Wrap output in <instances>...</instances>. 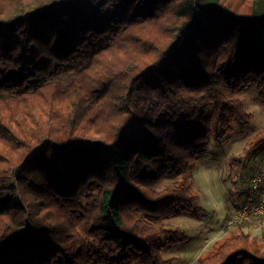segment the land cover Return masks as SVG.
<instances>
[{
  "label": "trees",
  "instance_id": "16d2710c",
  "mask_svg": "<svg viewBox=\"0 0 264 264\" xmlns=\"http://www.w3.org/2000/svg\"><path fill=\"white\" fill-rule=\"evenodd\" d=\"M251 84L264 0H0V264H171L167 221L203 210L190 167ZM263 143L229 159L246 197ZM234 226L196 264H264Z\"/></svg>",
  "mask_w": 264,
  "mask_h": 264
},
{
  "label": "rangeland",
  "instance_id": "374dc122",
  "mask_svg": "<svg viewBox=\"0 0 264 264\" xmlns=\"http://www.w3.org/2000/svg\"><path fill=\"white\" fill-rule=\"evenodd\" d=\"M85 60L82 58L74 62L69 71L76 70ZM237 96L251 117L247 121L235 119L220 141L210 139L205 152L190 167L193 190L203 210L181 212L177 218L167 221L168 228L185 231L188 237L177 243L162 239V257L173 258L171 264H196L201 254L212 249L215 242L235 228L233 221L238 206L246 198V194L241 192L247 185L241 182L237 165L229 159L232 156L242 157L248 140L264 127V88L254 84L242 86ZM245 165L259 171L264 185V143L245 160ZM231 195H235L233 200ZM248 220L251 226L245 228L246 232L263 241L264 214L252 215Z\"/></svg>",
  "mask_w": 264,
  "mask_h": 264
},
{
  "label": "built area",
  "instance_id": "2783aa9c",
  "mask_svg": "<svg viewBox=\"0 0 264 264\" xmlns=\"http://www.w3.org/2000/svg\"><path fill=\"white\" fill-rule=\"evenodd\" d=\"M262 180L263 177L259 174L253 176L247 197L238 208L234 223L238 219L248 220L252 215L264 214V190H259Z\"/></svg>",
  "mask_w": 264,
  "mask_h": 264
}]
</instances>
